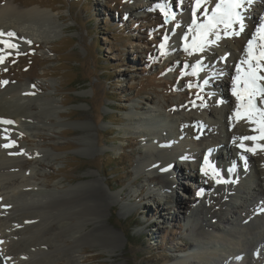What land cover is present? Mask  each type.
I'll return each instance as SVG.
<instances>
[{"label": "rangeland", "instance_id": "rangeland-1", "mask_svg": "<svg viewBox=\"0 0 264 264\" xmlns=\"http://www.w3.org/2000/svg\"><path fill=\"white\" fill-rule=\"evenodd\" d=\"M254 1L240 0L238 12L242 21L262 23L251 17L261 12L264 18ZM15 2L51 10L40 30L45 39L20 33L0 37V88L24 86L27 93L17 105L28 104L34 118L25 130H13L12 146L20 151L17 168L21 172V162L29 160L32 181L39 183L32 182L35 190L41 185L39 190H53L56 195L80 191L76 198L88 197L87 207L95 210L76 236L69 235L67 244L60 246L70 247L68 256H74L78 264H252V260L264 264V191L257 186L259 179L249 157L239 156L234 164L226 159L221 145L217 148L218 141L227 137L225 116L218 115L220 109L227 110L228 99L219 93L227 89L223 80L233 78L232 90L242 92L244 85L236 83L238 76L229 78L227 58L211 64L198 61L202 51L218 41L213 36L226 31L225 26L213 29L201 41L192 23L193 10L197 24L207 19L205 12L197 13L200 7H195V0ZM205 6L211 10L210 3ZM234 30L239 31L226 32ZM194 39L202 43V51L192 49ZM257 40L261 48L264 40ZM261 66L258 73L263 76L264 60ZM209 79L221 87H211ZM237 101L238 108L233 110L249 116L242 106L247 99ZM254 104L259 111L252 112L251 119L261 125L252 116L255 113L264 120L260 115L264 97L257 94ZM47 107L48 115L42 114ZM207 108L214 109V117L203 114ZM132 115L138 121L151 118L154 124L133 126L128 120ZM141 127L148 128L154 144L140 139ZM154 139L161 141L157 144ZM253 150L264 157V145ZM187 151H191L190 159L197 152L198 160L205 163L215 154L222 152V157L207 163L200 174L191 163L180 162V170L196 178L181 177L180 184L171 188L173 174L161 167L159 156ZM149 158L157 163L150 169L144 166ZM198 182H205V187H197ZM93 193L101 198L90 197ZM215 213H224L228 219L220 220ZM79 235L97 236L103 243L79 244ZM194 249L210 257L201 262ZM61 255L58 252L52 264H61Z\"/></svg>", "mask_w": 264, "mask_h": 264}, {"label": "bare ground", "instance_id": "bare-ground-1", "mask_svg": "<svg viewBox=\"0 0 264 264\" xmlns=\"http://www.w3.org/2000/svg\"><path fill=\"white\" fill-rule=\"evenodd\" d=\"M207 2L210 3L211 5L213 4V6L215 7L218 0H207L205 3H202L200 8L198 10L196 9L197 13L205 12L204 10L207 9L205 4ZM254 3L258 9L263 10L264 12V0H257L254 1ZM184 7L186 8L187 6L184 5ZM46 11L45 9L41 10L40 7L38 6L36 7L22 6L20 4H17L15 0L0 2V33H3V35H0V37L1 36L6 37L8 33H15V35L17 33L18 34L20 33L23 36H25L26 34L28 38L35 39L38 41H40L41 39H45L46 37L41 36L40 30H44L43 27H45V19L47 18L49 12H51V10L49 9ZM211 12L212 11L209 9L207 11V15L210 16ZM259 13L260 15L252 14L251 17L253 19H256L255 17L262 19V23L261 21L259 22L258 20L242 21L244 26V31L241 32L240 35L230 37L229 33L226 32L228 30H226V31H222L217 36H213L214 38L213 41L215 39H218V41L213 42L211 45L206 47L200 54V58L198 59V61L204 62L202 61L204 59L205 60L204 63L211 64L214 63V60H216L217 58H219V60L227 58L226 68L228 69L227 71L229 78L233 76L241 77L242 81H236L237 79L235 81L236 83L242 85L243 83L242 78L244 76V72L248 69V65L242 63L244 60L248 59V47H247L248 41L252 40L253 37L256 36V39L253 41V50H254V54L257 57L259 56L260 51L262 50L261 48L258 47V45H256L258 41L257 39H259V34L257 32L259 28H257V26L260 25L259 27L261 28V26L264 25L263 24L264 18H261V12ZM186 24L191 25V23L189 22H187ZM221 25L224 26V24L219 23L215 28H219V26ZM239 28H240L239 24L233 25V29L239 30ZM51 33L53 32H49L50 35ZM2 39L1 41H3ZM237 49H239V53H235ZM262 62L263 60H259L260 65H262ZM251 63L255 65L257 61L252 60ZM257 74L259 75L260 73ZM226 75L227 74H225V76ZM263 76H264V70H263ZM232 79L226 78L225 80H223L224 83L223 85L226 86L227 89L224 91V88H221V92L219 91V93L222 96L228 99V103L226 107L227 110L225 111L224 108L218 111V115L219 113H222L225 116L224 121L226 125L225 127H226L227 137L226 140L224 141L221 140L218 141L217 148L220 147L221 145V149L223 151H226L228 154V158L226 159H229L230 162L234 164H238L239 156L249 157L250 161L253 164L255 175H257V178L259 179V185L257 186H260L261 190L264 191L263 190L264 189V184H263L264 157L262 158L260 154L256 153L253 150L254 148H259V147L261 148V146L264 145V132H263L264 124H262L263 119L258 117V114L254 113L252 117L254 119L261 121V125L258 124L254 125L252 119L249 118V116H247L244 113L245 111L243 112V110H239V111L233 110L235 104L237 105L238 99L237 96L233 94L234 90H232L230 86ZM208 82L209 84H211V87L215 89L217 88L219 89L221 87L219 86V82L217 80L209 79ZM257 85H261V87H264V80L257 81ZM1 87L3 88H0V256H1L0 263L1 264H52L54 262V257L58 252H60L62 253V255L60 256V258L62 259L61 264H76V263L78 264L79 261H77V259L74 256L72 255H71L72 257L68 256L69 253L67 250H69L70 247L69 249L67 248L66 250L64 249V247H60V246H64L63 243L67 244V237H69V235L74 237L76 236L77 232L81 230V224L83 222H86L85 220L88 221L86 216L95 214L94 207L93 206L87 207L88 201L86 200L87 202H85V199H88V197L78 198V199L76 198V195H78L80 191H78L77 194L70 195L67 194L68 192L67 193L65 192L66 190H64L62 194L56 195V193L53 192V190L52 191L48 190L47 192L39 190L41 189L40 188L41 185L40 187L37 185L39 188H37L38 190L37 189L35 190V187H33V183H34L32 181L33 178L31 177L32 168L30 169L29 168L30 166L27 163L29 160L27 162L25 161L24 163L21 162L23 168L21 167V172H20V168H17L19 166L18 165L19 163L16 160L17 159L16 154L18 155V152L20 151L19 149H15L16 147L14 146L15 147L14 148L12 146L13 142H11L14 136L13 132L15 131V129H19V128L22 129V127L25 130V128L29 127V125L34 124L33 123L34 118L33 115H30V108H29L30 106L28 104H25L24 106L23 103L21 107L17 105L18 102H20L25 97L23 95V93L26 92L24 90L25 89L24 86L17 85L14 87L11 86V88H6L4 86ZM244 99H247V97L245 96L242 100ZM37 100L36 102L38 103ZM14 105L15 107L17 105L16 110H14L13 108ZM47 106L50 107L49 105ZM170 106L174 107L175 105L170 104ZM38 107L41 108L40 105ZM48 107L47 109L44 110H43L44 107L42 108L43 110L42 114L47 113L49 111ZM148 110L149 112L153 111L150 109ZM237 112L240 113L239 117L236 115ZM203 114L207 117H210L211 114V117H214L215 111L214 109L207 108L206 110H204ZM37 116L36 119L38 122H40L39 121L40 118ZM231 118L235 119L237 125H234V121H232ZM128 120L132 123L133 126H135V124H140V122L154 124V121L151 118H147V117L144 120L139 119L138 121V119L133 116V117H129ZM4 121H11V123H4ZM38 122L35 123L37 124ZM141 128L144 134H142V136H139L140 139L143 137L144 139L148 138V140L151 139L152 141L153 139L152 137H150L148 133V128L146 127L144 128L141 127ZM29 131L31 130L29 129ZM243 137H254L255 139H242ZM154 140H156L155 143L157 144H159L161 141L160 139H154ZM5 145H9V146L5 147ZM173 153L163 154L161 158L159 156V162H161L162 165L161 167H166L169 170V173L171 172L173 174L172 176L170 175L169 177L170 179L169 187L171 188L173 184H176V182L180 184L181 177H189L191 180H195L196 178L180 170L181 168L179 165L180 162H182L185 165L187 163H191L193 169L198 171L200 174V172L205 169L204 166H206L207 163L212 164V162H215L216 158L220 157V155L222 157V152L219 154H215V156L212 157V159H208L207 160L208 162L205 163V161L203 162L202 159L198 160L197 157L199 156V154L197 152H195V157L192 159H190V156H188L191 154V151L190 152L187 151V153L179 152L178 155H174ZM177 159L179 160L178 163H176ZM151 162L153 163L154 159L151 158L147 159L146 162L144 163V166L150 169L152 165L153 166L157 165V163L152 164ZM17 169H19L20 173L18 172ZM22 169H24V171H22ZM174 171H176L177 173L176 177ZM231 174H235V171L231 172ZM222 177L227 178V174L224 175L223 173ZM36 182L38 183V181ZM46 186H48V183H46ZM201 186L205 187V182L197 183V187H201ZM75 188L77 187H74V189ZM82 190L84 191V189ZM88 191L90 192V190ZM97 191L99 192V190ZM90 197L93 198L96 197L97 199H100L101 194L93 193L90 195ZM180 202L184 204L182 198ZM214 216L218 217V219L220 220L228 219L226 215L224 216V213H215ZM76 241L77 243L82 241H89L88 243L90 244L103 243V241L101 242L100 239L97 238V236L87 237L84 235L80 236ZM213 245L216 247L217 244L213 242ZM210 247L212 246L210 245ZM193 254L199 256L201 258V262H205V260L210 257V255L207 254V252L196 249H194ZM248 255H250L249 252ZM85 260L86 258L84 259V261ZM251 262L252 264H255L256 261L252 260Z\"/></svg>", "mask_w": 264, "mask_h": 264}, {"label": "snow or ice", "instance_id": "snow-or-ice-1", "mask_svg": "<svg viewBox=\"0 0 264 264\" xmlns=\"http://www.w3.org/2000/svg\"><path fill=\"white\" fill-rule=\"evenodd\" d=\"M206 0H195V7L199 8L202 3H205ZM241 7L240 0H218L215 7L212 9L211 15H207V9H205L206 14V23H200L197 24V20L195 17V9L193 10V21L192 23L197 26V29L199 30V35L201 37V41H203L209 32H211L217 24L222 23L225 26V29H232L234 24H239L240 28L239 31H234L229 34L233 35H239L240 32L244 31V26L240 17V14L238 12V9ZM167 22V20H166ZM259 34V38L261 40H264V25L261 26L257 30ZM0 35H3V33H0ZM7 35L12 36L14 33H8ZM219 38V37H217ZM256 39V36L253 37L252 40L248 41V59L244 60L242 63L248 65V69L244 72L243 76V91L241 92L238 88L234 89V95L237 96L238 100H242L245 96L247 97V105L243 107H246V109L249 112V118H251V113L254 111H259L255 108L254 104V98L257 94L264 97V87H259L257 85V81L264 80V76L258 75V70L262 67L259 64V60H264V45H261V51L259 56L257 57L254 54L253 50V41ZM2 42V41H0ZM10 47H15V45H9ZM163 47V45H162ZM193 50H203L202 43H198L195 39L193 40V43L191 45ZM252 60H256L257 63L253 65L251 63ZM241 77H237V81H240ZM6 83V82H5ZM236 115L239 117L240 113L237 112ZM261 117H264V112L260 113ZM4 123H11V121H4ZM262 124H264V120H262ZM242 139H255L254 137H243ZM9 145H5V147H8ZM250 150V149H249ZM203 170V169H202Z\"/></svg>", "mask_w": 264, "mask_h": 264}, {"label": "water", "instance_id": "water-1", "mask_svg": "<svg viewBox=\"0 0 264 264\" xmlns=\"http://www.w3.org/2000/svg\"><path fill=\"white\" fill-rule=\"evenodd\" d=\"M166 20L169 21L170 20V17H167Z\"/></svg>", "mask_w": 264, "mask_h": 264}]
</instances>
